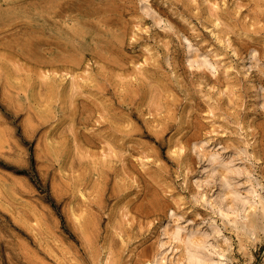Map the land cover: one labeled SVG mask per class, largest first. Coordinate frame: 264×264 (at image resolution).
Listing matches in <instances>:
<instances>
[{
    "label": "rangeland",
    "instance_id": "374dc122",
    "mask_svg": "<svg viewBox=\"0 0 264 264\" xmlns=\"http://www.w3.org/2000/svg\"><path fill=\"white\" fill-rule=\"evenodd\" d=\"M264 264V0H0V264Z\"/></svg>",
    "mask_w": 264,
    "mask_h": 264
},
{
    "label": "bare ground",
    "instance_id": "6f19581e",
    "mask_svg": "<svg viewBox=\"0 0 264 264\" xmlns=\"http://www.w3.org/2000/svg\"><path fill=\"white\" fill-rule=\"evenodd\" d=\"M186 257L189 263L191 264H205V256L202 251L193 245H188L186 247Z\"/></svg>",
    "mask_w": 264,
    "mask_h": 264
}]
</instances>
